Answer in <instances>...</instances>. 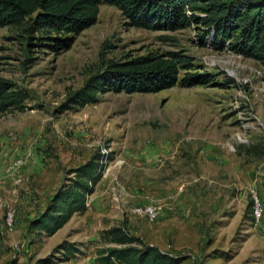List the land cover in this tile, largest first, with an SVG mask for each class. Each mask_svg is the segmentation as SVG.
Listing matches in <instances>:
<instances>
[{"label":"rangeland","instance_id":"1","mask_svg":"<svg viewBox=\"0 0 264 264\" xmlns=\"http://www.w3.org/2000/svg\"><path fill=\"white\" fill-rule=\"evenodd\" d=\"M207 41L195 26L131 28L105 4L59 53L27 45L22 27L0 28V76L28 96L23 112L0 117V264H93L101 230L123 223L185 256L181 264H264V69ZM101 52L115 62L180 53L214 83L104 93L97 104L60 111L102 67ZM95 153L106 165L86 211L53 236L31 231L69 171ZM64 243L73 254L56 249Z\"/></svg>","mask_w":264,"mask_h":264},{"label":"trees","instance_id":"2","mask_svg":"<svg viewBox=\"0 0 264 264\" xmlns=\"http://www.w3.org/2000/svg\"><path fill=\"white\" fill-rule=\"evenodd\" d=\"M102 4L116 7L131 28L174 32L195 26L209 44L227 46L264 69V0H0V28L22 27L27 45L59 53L70 50L74 38L96 24ZM102 53V67L67 96L60 111H78L97 104L98 95L104 93L154 94L177 84L189 89L214 83L212 75L196 71L193 61L180 53L153 52L116 62L104 59ZM27 97L24 90L0 76V117L23 112ZM103 161L104 156L95 153L70 170L44 211L30 221L29 229L40 237H50L75 214L85 212L88 196L103 177ZM56 249L66 254L74 252L71 243ZM185 260V256L165 253L132 235L123 223L101 230L93 264H181ZM39 262L51 264L53 260Z\"/></svg>","mask_w":264,"mask_h":264},{"label":"bare ground","instance_id":"3","mask_svg":"<svg viewBox=\"0 0 264 264\" xmlns=\"http://www.w3.org/2000/svg\"><path fill=\"white\" fill-rule=\"evenodd\" d=\"M148 212H149L150 214H153V212H152V211H150V210H149Z\"/></svg>","mask_w":264,"mask_h":264},{"label":"built area","instance_id":"4","mask_svg":"<svg viewBox=\"0 0 264 264\" xmlns=\"http://www.w3.org/2000/svg\"><path fill=\"white\" fill-rule=\"evenodd\" d=\"M16 162H17V161H16ZM16 162H15V163H16ZM149 217H150V216H149ZM10 221H11V219H10Z\"/></svg>","mask_w":264,"mask_h":264}]
</instances>
